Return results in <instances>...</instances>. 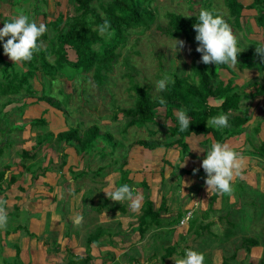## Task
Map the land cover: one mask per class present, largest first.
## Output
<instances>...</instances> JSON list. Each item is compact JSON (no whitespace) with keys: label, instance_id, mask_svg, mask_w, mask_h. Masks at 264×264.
Here are the masks:
<instances>
[{"label":"crops","instance_id":"obj_1","mask_svg":"<svg viewBox=\"0 0 264 264\" xmlns=\"http://www.w3.org/2000/svg\"><path fill=\"white\" fill-rule=\"evenodd\" d=\"M242 1L246 6L253 2ZM242 14L240 24L243 27L242 19H255L257 12L245 9ZM5 58L13 62L8 56ZM227 74L229 70H219L225 82L233 78ZM255 76H249L246 82L253 81ZM29 98L34 100L29 101ZM10 99L13 100L0 99V209L8 217L6 227L0 228V264H175L185 248L198 250L197 246L209 239L229 245L235 241L229 227L222 228L224 219L220 215L219 218L217 215L206 218L208 214H205L197 225L211 224V227L196 228L198 212L208 211L215 192L208 191L202 168L209 147L203 141L210 138L215 142L211 133L204 138L195 134L189 136L186 139L189 154L182 160V150L177 144L179 136L171 137L170 133L172 140L160 143L162 147L158 148L151 144L140 146L137 142L148 141L138 139L126 144L127 150H89L79 155L64 144L62 150L55 139L42 146L37 144V138L44 131L32 122L43 118L47 112V123L60 126L64 117L59 110L46 109L44 101L35 97L13 95ZM222 101L223 98L216 97L209 103L219 106ZM25 105L23 113L21 108ZM19 116L22 118L17 119ZM150 124L144 128L148 135L153 132ZM160 124L157 120L154 125L159 127ZM263 131H260L262 141ZM53 132L55 136L58 134L56 130ZM248 134L228 138L225 142L243 157L244 166L238 178L257 188V178L263 174L257 156L249 152L252 147ZM125 143L127 140L122 139L123 149ZM122 168L128 171L130 184L143 197L136 211L130 208L128 200L116 201L105 192L120 184ZM180 170L186 173L181 174ZM146 198L153 202L155 210L163 206L166 212L160 215L163 224L151 227L141 237L136 226ZM220 203L218 197L213 213L218 214ZM98 207L104 208L98 211ZM187 213L192 214L191 219L181 225ZM77 215L83 217L79 222ZM240 219L243 229L249 224L248 218ZM201 229L208 232L207 238L201 237L204 231ZM95 233L96 238L89 244L87 253L88 238ZM157 248L163 251L159 261L152 252Z\"/></svg>","mask_w":264,"mask_h":264},{"label":"trees","instance_id":"obj_2","mask_svg":"<svg viewBox=\"0 0 264 264\" xmlns=\"http://www.w3.org/2000/svg\"><path fill=\"white\" fill-rule=\"evenodd\" d=\"M8 1L10 4L15 5L11 0ZM95 1L67 0L71 11L65 13L63 9L58 10L51 21L45 22L48 31L40 38V51L34 54L31 61L15 64L7 61L5 58L7 55L4 54L3 47L0 45V99L6 98V101L10 102L13 100L10 99L13 95H22L25 98L37 97L40 101H47L53 106L56 105L58 109L65 110L71 97L67 94L63 95V101L59 102L60 93L51 94L54 83L57 84L61 78L68 77L76 80L77 83L80 81L85 85V82L89 81V74L92 72L93 80L97 86L102 87L106 84L109 74L119 61L122 50L127 46L129 38L134 34L144 35L156 24L157 9L154 8V3L157 0H98L97 7L93 6ZM225 3L228 9V17L223 18L230 26L231 20H233L236 27L241 26L240 20L243 11L250 9L257 12L255 16L256 22L264 31V0H253L248 6L242 0H225ZM31 8L32 10H27L26 14H29L35 20L41 14L37 0L32 1ZM203 9L212 10L221 15L220 12L210 6H206ZM199 12L190 15L168 12L166 14L168 28L165 33L174 39H186L196 49L198 44L195 41L196 32L193 25L197 23L196 18ZM42 17L47 18L46 11H42ZM105 20L109 21L111 25L110 31L112 35L110 38H105L98 32V26ZM8 21L9 19H4V22ZM7 39L8 37L5 38V41ZM259 47L263 46L259 45ZM253 53L240 52L237 59L243 61L257 55L261 58L259 67L264 70V58L259 53ZM198 54L200 61L194 64V70L191 73L178 74L175 72L172 74L175 83L169 85L168 89L163 93L164 103L156 102L150 90L141 83L136 82H133L130 88L133 92L131 95L133 98L131 106L119 108V106H115L116 102L113 100L112 108H114V111L111 114V119L117 121L120 114L126 118L122 132L132 127L145 128L150 123L155 124L158 118V107L163 106L166 109L167 117L171 118L174 123L173 126H167L170 135L179 136L177 144L182 150L180 157L182 160L189 154V145L186 139L193 134L208 135L211 133L215 142H225L228 138L241 135L246 131L252 116L248 110L241 111L240 105L243 101L252 99L256 95L264 96V83L257 86L255 92L243 90L244 88L241 89L238 85H235L234 78L227 82L220 78L219 70H229V66L205 65L201 62L202 54ZM39 75L44 78L42 92L35 90L33 86V81ZM49 84L51 88H47ZM49 90H51V93ZM216 97L223 98L219 106H213L209 103L211 98ZM180 109L186 110L187 114L192 117L189 131H179L175 112ZM1 111L2 108H0V113ZM221 113L229 114V127L216 129L208 122L212 117ZM46 123L45 118H40L34 120L32 125L45 126ZM80 124L77 128L59 133L56 136L50 132L44 133L37 138V144L42 146L45 142L50 143L55 139L60 148L64 150L63 143L71 144L75 142L78 152H86L98 149L100 140H106L107 135L109 139L113 140L114 138L112 133L102 131L97 123L87 128H84V122ZM259 131L257 124L253 132L257 134ZM150 134L153 136L156 135V132L151 131ZM116 142L122 144V140L117 139ZM211 143L210 138H206L203 141L206 147L210 146ZM137 144L145 146L146 142L141 141L137 142ZM155 146L156 144L152 147ZM106 148L107 146L104 145L99 150H105ZM254 152L256 156L264 159V140L260 142L259 146L254 148ZM27 156L30 157L28 154ZM180 171L181 174L186 173L185 170ZM121 174L120 183H131L128 179V171L122 168ZM241 185L242 182L238 186L237 183L233 182V190L239 191ZM218 197L219 193L217 192H214L211 196L210 212L214 210L212 207ZM103 208L98 207L97 210L100 211ZM163 211L166 212L163 206L155 210L153 202L149 198L145 199L142 212L138 217L137 229L141 237H144L151 227L163 224V220L160 218ZM197 219L196 225L198 223ZM210 225H197L196 228L208 227L209 229ZM203 230L201 229V231ZM97 232L100 234L102 228L98 229ZM96 235L97 233L89 236L87 253L89 252V244L95 240ZM243 241V246L247 247V249L260 243L253 237H247ZM78 259L81 258L78 257ZM222 264H228V260L225 259Z\"/></svg>","mask_w":264,"mask_h":264},{"label":"rangeland","instance_id":"obj_3","mask_svg":"<svg viewBox=\"0 0 264 264\" xmlns=\"http://www.w3.org/2000/svg\"><path fill=\"white\" fill-rule=\"evenodd\" d=\"M11 1L14 2L15 5L10 4L8 0H0V28L3 27L4 19L10 20L19 12L26 13L27 10H32L31 6L33 0ZM37 4L39 10H41V14L35 18L36 22L44 23V21H51L56 12L61 9H63L65 13L71 11V7L67 4V0H46L45 2L44 0H37ZM93 6H98V0L93 3ZM206 6H210L220 12L224 18L228 17V9L225 0H157L154 3V8L157 9L156 24L144 35L134 34L129 38L127 46L122 50L119 61L109 74L106 84L102 87L97 86L93 80L92 72L89 74V81L85 82V85L80 81L77 83L76 80L68 77L61 78L58 80L57 84L54 83L52 93L51 90H49V92L52 95L60 93V97L58 98L59 102L63 101L66 94L69 95L71 99L69 98V105L67 108L61 110L58 109L56 105L53 106L47 101H44V103L46 105L45 108L48 110L51 108L59 110V114L61 113L64 117L63 124H60V127L48 121L45 126L39 127H43L44 133L50 132L54 134L53 131L56 130L59 134L77 128L81 125V122H84V128L97 123L102 131L112 133L114 138L113 140L109 139L107 135V139L100 140L98 149L95 150L103 148L104 145L107 146L105 150H127L128 146L126 144L138 139L148 141L146 144L151 145L162 144L172 140V136L170 135L171 137H169L168 135L169 131L165 124L169 123L173 125V121L171 118L166 117L165 107H158L157 120L161 122L160 126L158 127L154 124L149 125L153 132H156V135L151 136V134H147L148 132H146L144 128L139 129L133 127L131 130L122 132L126 118L120 114L117 121L111 119V114L114 111L112 103L113 100H115V106H119V108L131 106L133 103V98L131 97L133 92L130 88L133 82L141 83L146 86L150 90L154 100L160 102L161 99L163 100V93L165 91L159 93L155 92L154 85L155 81L161 78L162 74L168 73L172 75L175 72L178 74H188L194 70V64L200 61V56L191 43L184 38H179L177 40L184 41V47L182 49H179L175 53L168 48L174 38L169 37L165 33L168 28V18L166 14L168 12H176L183 15H190L201 11ZM42 11H46V19L42 17ZM242 21L243 27H236L233 20L230 21L234 33L240 38L239 42L243 48L241 52L253 53L254 51V53L258 54L257 47H259V45L264 47V31L254 18L246 20L245 17ZM259 62H261V58L257 55L249 59H244L243 61L238 60V64L235 67H231L232 69H229L230 74H227V76L229 77L232 75L235 85H238L241 89L244 88L243 90L255 92L257 90L256 87L264 83V70L260 69L258 66ZM249 76H255V78L251 82H246ZM43 83L44 78L42 75H39V77L33 81L34 89L42 92L43 86L41 88V85ZM47 88H51V85H47ZM35 99L38 100L37 97H35ZM32 100L34 99L29 98V101ZM217 101L218 100L214 101L215 105L218 103ZM240 108L241 111L248 110L252 116V120L248 124L246 131L249 133V145L252 147V150H254L262 141V134L260 131L261 129L264 130V96L256 95L252 99L245 100L241 103ZM25 109L26 106L21 108V111L25 113ZM18 114H21V112L19 111ZM19 118L21 119L22 116L17 117V119ZM43 118H47V112L44 114ZM257 124L260 131L256 134L253 130ZM246 131L244 133H247ZM161 133H164L165 136L159 135ZM238 136L240 135H236L234 138ZM201 137L204 138L206 135L202 134ZM117 139L127 140L125 149L120 146L119 142H116ZM63 144L64 147L69 146L76 150L75 142ZM156 147L162 146L159 145L154 148ZM252 150L249 152L255 154ZM77 153L82 155V151H77ZM64 157L66 158V156ZM112 158H116V156ZM257 158L263 174V177L259 175L257 178V184L259 182L257 188L251 187L245 180H241L237 177L234 183H237L238 186V184L242 182L239 191L236 192L234 189L230 194H219V199L222 203H220L221 209L218 210V214L210 212V205H208V211H199L198 217L196 216V218H198L197 222H199V218L203 217L205 214H208L206 218L211 217V215H217V218L222 216L224 219L221 222L222 228L229 227V232L235 235V241L230 245L226 243L220 244L219 242L217 243L216 240L212 241L211 239L205 242L203 238L205 243L197 247H199L198 251L205 254V264H221L223 259H227L228 264H264V159L258 156ZM214 207L215 204L212 208ZM239 215H241L240 217L245 216L248 218L249 224L243 226V229L241 219L238 217ZM137 228L138 225L136 226V229ZM202 234L201 237L207 238L209 236H207L208 232L206 230H204ZM247 237L257 239L260 242L259 245L247 249V247L243 246V240ZM224 241L225 238H222V242ZM152 252L156 253V258L159 261L163 251L157 248L156 251Z\"/></svg>","mask_w":264,"mask_h":264},{"label":"clouds","instance_id":"obj_4","mask_svg":"<svg viewBox=\"0 0 264 264\" xmlns=\"http://www.w3.org/2000/svg\"><path fill=\"white\" fill-rule=\"evenodd\" d=\"M193 25L196 32L195 41L198 46L196 51L201 53V62L205 65L215 64L235 67L238 64V55L243 50L240 38L234 33L230 24L223 16L212 10L202 9ZM110 22L105 20L98 26V32L105 38H110ZM48 31L45 23H37L29 14L17 13L8 22L3 23L0 28V45L3 52L15 63L31 61L34 54L40 51V38ZM8 39L5 41V38ZM179 46V48H178ZM184 47V41L174 39L169 49L175 53ZM258 53L264 58V47H257ZM175 80L168 73L162 74L161 78L155 81V92H164ZM160 103H164L161 99ZM179 131H189L192 124V117L187 111H177ZM216 129L229 127V114L221 113L212 117L208 122ZM196 148V147H194ZM185 159L183 161V164ZM243 157L234 147L227 142H213L207 148L206 158L202 161V168L206 173V185L208 191L212 190L219 194H230L233 191L234 177L242 174ZM109 197L116 201L128 200L130 208L136 211L140 208L143 197L137 193L132 184L122 182L111 191H105ZM191 213H189V216ZM83 217L77 215L79 222ZM8 217L3 209H0V228L6 227ZM175 264H205V254L194 248H185L183 255L175 259Z\"/></svg>","mask_w":264,"mask_h":264},{"label":"built area","instance_id":"obj_5","mask_svg":"<svg viewBox=\"0 0 264 264\" xmlns=\"http://www.w3.org/2000/svg\"><path fill=\"white\" fill-rule=\"evenodd\" d=\"M191 216H192V214L189 216V213H187V215L185 216V218H183L182 220H181V225H184V224H186L190 219H191Z\"/></svg>","mask_w":264,"mask_h":264}]
</instances>
